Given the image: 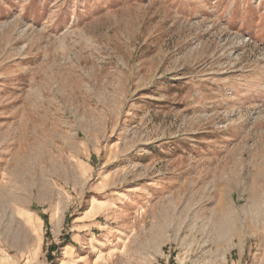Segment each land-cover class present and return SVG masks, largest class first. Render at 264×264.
<instances>
[{"label": "rangeland", "instance_id": "1", "mask_svg": "<svg viewBox=\"0 0 264 264\" xmlns=\"http://www.w3.org/2000/svg\"><path fill=\"white\" fill-rule=\"evenodd\" d=\"M0 264H264V0H0Z\"/></svg>", "mask_w": 264, "mask_h": 264}]
</instances>
